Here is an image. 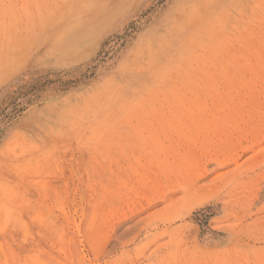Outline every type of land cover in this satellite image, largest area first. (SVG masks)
Segmentation results:
<instances>
[{
	"label": "rangeland",
	"instance_id": "1",
	"mask_svg": "<svg viewBox=\"0 0 264 264\" xmlns=\"http://www.w3.org/2000/svg\"><path fill=\"white\" fill-rule=\"evenodd\" d=\"M0 264H264V0H0Z\"/></svg>",
	"mask_w": 264,
	"mask_h": 264
}]
</instances>
